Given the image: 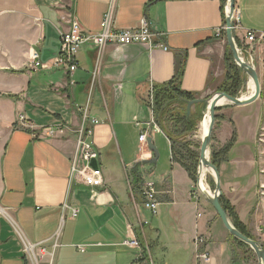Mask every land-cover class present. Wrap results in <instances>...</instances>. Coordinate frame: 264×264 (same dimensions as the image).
<instances>
[{"label":"crops","instance_id":"crops-1","mask_svg":"<svg viewBox=\"0 0 264 264\" xmlns=\"http://www.w3.org/2000/svg\"><path fill=\"white\" fill-rule=\"evenodd\" d=\"M227 3L0 0V264H253L210 201L193 196L195 181L173 155L169 172L147 179L155 175L147 161L156 155L139 140L144 132L147 139L163 132L152 107L155 85L182 72L180 87L195 99L208 100L221 89L229 49L226 31H220ZM236 5L240 27L234 35L247 50L246 31L264 32V0H236ZM110 10L119 29L139 27L146 18L167 49L87 44L75 71L54 64L60 32L69 29L71 17L97 33ZM34 51L45 67L33 66ZM250 52L261 96L223 106L212 142L221 149L234 140L219 168L222 191L256 238L264 225V205L256 197L264 186V42ZM246 76L240 96L252 92ZM197 105L193 111L203 108ZM84 125L93 129L91 141L100 152L104 185L97 188L72 173ZM45 128L63 130L49 136ZM136 174L156 184L161 204L155 217L143 204ZM73 208L79 209L76 217ZM128 238L139 246L126 245ZM27 244L35 245L37 260ZM204 253L207 259L200 256Z\"/></svg>","mask_w":264,"mask_h":264},{"label":"built area","instance_id":"built-area-1","mask_svg":"<svg viewBox=\"0 0 264 264\" xmlns=\"http://www.w3.org/2000/svg\"><path fill=\"white\" fill-rule=\"evenodd\" d=\"M229 5L227 3L225 10L228 12ZM235 28L240 27V8L235 6ZM69 29L60 32L61 38V50L60 54L56 58L54 64L57 66L66 67L70 72L75 71L78 68V52L83 45H94L99 49L107 45L125 46L134 43H144L150 47H161L167 49L165 43L159 40V33L152 30L149 22L146 18L142 20L139 27L130 29H119L115 27L113 22V10L105 13L101 22L100 30L97 33L87 31L82 27L80 22L71 17L69 19ZM224 29V26L222 27ZM221 29V30H222ZM220 30V31H221ZM245 40L248 43L247 50L240 47L244 59L250 64H253L252 56L246 57L244 52L253 51L257 43L264 42V32H257L254 30H248L245 33ZM40 58L39 52L34 51L32 56V64L34 67H45L38 60ZM248 59V60H247ZM23 124L27 125V119L24 116H20L19 119ZM92 124L98 123V120H90ZM157 127V126H156ZM62 128H45L46 134L53 136L58 132H62ZM93 135V129L84 125L78 132L77 151L73 161L72 173L73 176H79L83 180L86 186L90 188H97L104 185L103 170L100 166V152L91 141ZM147 132L140 135L139 140L142 143H147ZM96 160L97 167L92 165V161ZM80 162H82L80 164ZM200 188V185H199ZM142 196L144 206L156 213L160 200L158 197V190L154 182L145 181L142 184ZM201 190V188H200ZM193 196L198 195L196 189L192 192ZM79 213V209H72V216L76 217ZM202 239H197V242ZM126 245L137 247L139 242L136 238H128L125 241ZM26 250L30 254V257L37 260V254L35 252V245L27 244ZM201 257L207 259V254H201Z\"/></svg>","mask_w":264,"mask_h":264},{"label":"trees","instance_id":"trees-1","mask_svg":"<svg viewBox=\"0 0 264 264\" xmlns=\"http://www.w3.org/2000/svg\"><path fill=\"white\" fill-rule=\"evenodd\" d=\"M228 57H227V72L225 80L222 84L221 91H225L228 94L232 96H238V90H236V86L245 81L246 75L241 67H239L235 61L232 54V51L230 49V46L228 45ZM181 73H178L175 79L169 83L162 84V85H155L153 88V103L152 107L155 114V122L160 126V128L165 132V134L168 136L169 140L171 141V149H172V155L173 159L183 165L186 170L189 172L191 177L195 179V172H196V163L199 159V154L192 150V149H184V147L180 141H177V138L180 139V136L182 134L193 131L195 129V116L194 115H187V106L188 101L195 99V97L181 89L180 87V79H181ZM179 103L180 106L185 108L184 111H177L176 116L174 117V120L176 122V127L174 128V132H172L169 128H167L164 124V117L169 112V107L172 104ZM204 103L201 102L198 103V105H201L203 108H199L203 111L205 109ZM204 104V106H203ZM207 104V103H206ZM197 105V104H196ZM197 105V106H198ZM163 117V118H162ZM219 118V115L217 116ZM234 140H232L229 144H227L225 147L221 149H217L216 147H212V162L220 168L221 163L226 160L227 154L233 144ZM180 149V150H179ZM182 149V150H181ZM135 180L138 183L139 189L142 193V184L143 180L139 174H136ZM221 203L227 213L229 214L231 220L233 221V224L244 234L248 235L251 238H254L248 231L247 227L240 221L234 206L226 200L225 196L222 195L221 197ZM233 239L240 245V246H247L244 242L236 239L233 237Z\"/></svg>","mask_w":264,"mask_h":264},{"label":"water","instance_id":"water-1","mask_svg":"<svg viewBox=\"0 0 264 264\" xmlns=\"http://www.w3.org/2000/svg\"><path fill=\"white\" fill-rule=\"evenodd\" d=\"M228 12L226 13L225 23H226V37L227 42L230 46L232 51L235 63L241 67L245 73L249 76L250 81L253 82V89L252 93L249 96H232L225 91H217L209 100L196 98L193 100L188 101L187 106V115L190 116L192 112V108L195 104L206 102L207 103V110L210 113V123L208 127L207 133L202 137L201 143V151H200V171L202 170L203 166H206L208 169H212L214 172V178L216 182V187L214 190H202L205 197L210 201L214 209L216 210L217 214L221 218L223 224L229 231V233L236 239L244 242L248 246H250L257 256L258 264H264V248L263 246L256 240L252 239L248 235L241 232L232 222L229 214L223 207L221 203V197L223 195L222 191V184H221V177L219 168L211 161L210 159V147L212 144L213 132L216 123V114L217 109L222 107L226 104H231L235 106H241L248 103H251L260 97L262 91V85L260 81L259 73L256 67L246 61L242 55V50L238 45L235 35H234V13H235V6L236 0H228ZM224 100V101H223ZM147 143L149 148L154 151L155 158L148 160V163H155L159 157V152L155 144L153 143V139L149 137L147 139ZM92 165L94 167L98 166L96 160L92 161ZM201 174V173H200ZM199 182L200 175L198 176ZM201 185V182H200ZM211 191H214L211 193Z\"/></svg>","mask_w":264,"mask_h":264},{"label":"rangeland","instance_id":"rangeland-1","mask_svg":"<svg viewBox=\"0 0 264 264\" xmlns=\"http://www.w3.org/2000/svg\"><path fill=\"white\" fill-rule=\"evenodd\" d=\"M238 45L240 47L244 48V46H242L241 44L238 43ZM92 46H94V45H92ZM59 54H60V52H59ZM244 54H247L250 57L252 56V58L254 59V56H253L252 52L251 53H248V51H245ZM0 69H2L1 66H0ZM10 71H13L14 72V71H17V70L16 69H10ZM244 73H245V71H244ZM245 75H247V74L245 73ZM248 79L250 81V78L249 77H248ZM250 84H251V81H250ZM246 87H247V79L245 78V81L243 82V84L239 83L235 87L236 90H238V92H239L238 93V97L240 96V94H242V92L245 90ZM250 94H248L246 96H249ZM260 96H261V94H260ZM152 100H153V94H152ZM174 103L175 104H172L169 107L168 114L166 116H163L164 118L162 117L164 119L165 126L167 128H169L172 132H174V128L176 127V122L174 120V117L176 116V112L179 111V109H180L181 112L182 111L185 112V108L181 107L180 106L181 104L176 103V102H174ZM226 105H223V106H226ZM228 105H231V104H228ZM222 107L218 108L217 109V112ZM206 108H207V106H206ZM206 108H205V111H206ZM191 114L195 116V124H196L195 129L193 131H188V132L182 134V136H180V139L177 138V141H180L182 144H184V145H182L184 147V149L187 150V149L190 148V149L196 151L199 154V159H198V161L196 163V172H195V179H194L195 185H194V189L192 190V192L196 189V191L198 193L197 196H202L203 198H205V195L203 194V191L200 190V188H199L200 182L198 180V176L201 173V171H200V151H201V143H202V138H201L202 137L201 123H202V120H203L204 113H202L201 109H199V108H197V110H195V111H193V108H192ZM22 116H24L27 119V117L25 115H22ZM217 116H218V114H216V122H217V119H218ZM26 121L29 124L30 121L28 119ZM152 137H153L154 141L156 142V145L155 146L157 147L158 152H159V159H158V161L155 164H151V163L147 164V169L148 170L154 169V172H155V175L154 176L147 177V179H152V180H155L156 181V179L158 178V176L161 173L169 172L170 169L172 168V165H171L172 164V154H171V147H170L169 139L167 138V136L165 135L164 132H160V131L159 132H154V134L152 135ZM262 143L264 144V142H262ZM213 146L215 147V144L212 142L211 147H210V155H209L211 161H212V147ZM262 148L263 147H261V152L260 153H261L262 156H264V151H262ZM205 181H206L207 185L210 187L211 190H214L215 189L216 182H215V178H214V175L213 174L208 173L206 175V177H205ZM256 197H257V201L259 203H261V205H264V186L262 188H260V191L257 193V196ZM160 204H159V206H160ZM159 206H158V209H157L156 213H153L151 211V213L154 214L153 217H155V214L156 215L158 214V212H159ZM151 213H150V219H152V214ZM263 226L264 225L261 226V224L259 225V232L261 233V236L260 237H256L258 239H256V238H252V239L258 241L263 246V248H264V240H263L264 239L263 238V236H264V227ZM239 247H241L242 249H244L252 257L253 264H258V260H257L256 254H255V251L250 246L247 247V246H240L239 245Z\"/></svg>","mask_w":264,"mask_h":264},{"label":"bare ground","instance_id":"bare-ground-1","mask_svg":"<svg viewBox=\"0 0 264 264\" xmlns=\"http://www.w3.org/2000/svg\"><path fill=\"white\" fill-rule=\"evenodd\" d=\"M235 15V13H234ZM239 28V27H238ZM233 29H237L235 28V18H234V24H233ZM223 33L226 31V24L224 25V29L221 30ZM243 55V54H242ZM244 57V55H243ZM245 58V57H244ZM248 60V59H247ZM250 87L251 89H253V82H251L250 84ZM209 100V99H208ZM224 101V100H223ZM209 123H210V113H209V110H207L206 108V111L204 112V116H203V120H202V123H201V132H202V137L207 133L208 131V127H209ZM201 137V138H202ZM208 173H211V174H214V172L212 171V169H208L206 166H203L202 167V170H201V174H200V182H201V185H200V188L201 190H210V187L207 185L206 181H205V177ZM214 192V191H211V193ZM1 209V208H0ZM3 211V210H2ZM231 235V234H230ZM232 236V235H231Z\"/></svg>","mask_w":264,"mask_h":264}]
</instances>
